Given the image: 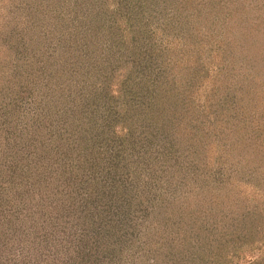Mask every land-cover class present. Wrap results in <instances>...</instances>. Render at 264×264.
I'll return each instance as SVG.
<instances>
[{"label":"trees","instance_id":"16d2710c","mask_svg":"<svg viewBox=\"0 0 264 264\" xmlns=\"http://www.w3.org/2000/svg\"><path fill=\"white\" fill-rule=\"evenodd\" d=\"M260 3L0 0V264H264Z\"/></svg>","mask_w":264,"mask_h":264},{"label":"rangeland","instance_id":"374dc122","mask_svg":"<svg viewBox=\"0 0 264 264\" xmlns=\"http://www.w3.org/2000/svg\"><path fill=\"white\" fill-rule=\"evenodd\" d=\"M241 1V0H240ZM258 3L263 2V6L262 4L260 5V7L258 10H256V13H258L255 16H252V18L250 19V21H245L246 25L241 26L240 30L236 29V33L233 35V37L238 36L237 39L235 40V43L238 47V49L241 50V57H238V60L236 62V74L235 76H233L234 78L229 79V81L231 82V84H236L235 87L237 86H248L250 85V87H254L257 82L256 80H259L261 87L264 86V58H261V60L259 59V63H249L246 58L245 55V49L249 48L251 50H253V45H249L250 42H252V40H250L246 35H249V31H252L253 29H255L254 32H256L257 30H260L259 28H254L260 21H261V25L264 27V0H257ZM261 16V17H260ZM248 27H252V28H248ZM264 32V30H263ZM212 38V37H211ZM214 43L213 41L209 42V45H211L212 47H214ZM215 50H218V47L215 46L214 48ZM244 53V54H243ZM253 51L250 52V55H248V59H254L253 56ZM262 56L264 57V50L261 52ZM252 55V56H251ZM247 60V61H246ZM256 64V68L254 69L253 67H251V65ZM259 69V70H258ZM258 71V72H257ZM259 73V74H258ZM250 75V76H248ZM255 78V79H253ZM233 81V82H232ZM239 94L242 92H239V90L237 91ZM261 94L264 95V92L261 91ZM243 94H246L243 91ZM263 110H264V105H263ZM257 255H259V252H257L256 250H249L247 252V258H251V257H256ZM247 260V259H246ZM246 262V261H245ZM245 262H243L242 264H244Z\"/></svg>","mask_w":264,"mask_h":264}]
</instances>
